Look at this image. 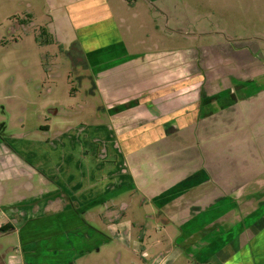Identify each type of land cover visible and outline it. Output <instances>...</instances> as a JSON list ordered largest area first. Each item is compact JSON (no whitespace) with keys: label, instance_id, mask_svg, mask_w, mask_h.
Masks as SVG:
<instances>
[{"label":"rangeland","instance_id":"1","mask_svg":"<svg viewBox=\"0 0 264 264\" xmlns=\"http://www.w3.org/2000/svg\"><path fill=\"white\" fill-rule=\"evenodd\" d=\"M159 1L149 3L147 0H134L130 4L126 0H111L112 20L107 24L109 34L111 36L119 32L129 56L166 53L171 56L192 54V57H196L204 49L214 50L215 56L216 52L226 55V50L232 49L247 50L252 53L253 59L247 64L240 63L241 66L233 59L218 64H194L181 71V76L171 74L175 79L170 73L164 79L148 77L144 73V78L133 80L129 73L123 75L115 72L113 84L124 92L120 93L121 96L111 97V103L129 102L150 94L151 99L157 97V104L162 111L165 110L161 114H169L172 109L169 104L174 102L172 100L181 106L197 99L196 94L202 81L203 93L213 95L227 88L248 92L249 86H241L239 82L251 78L258 90L256 94L236 103L231 113L221 111L207 118L204 124L200 123L203 126L221 121L222 125L207 130L202 127L200 129L199 125L198 129L190 128L188 132H181L180 136L183 138L155 141L153 138L147 139V134L153 136L155 128L153 129L152 119L156 114L145 106L125 108L123 114L116 112L117 116L124 117L115 119L111 124L108 113L100 110L105 107L101 94L87 93L85 88L90 90L91 85L88 82H84V86L80 85V81L75 78L72 60L61 53L57 43H44L42 40L46 39L39 37L41 28H46L51 20L49 0H0V132L13 138V141L20 140L24 147L22 140L43 141L42 150L38 149L40 146L37 147L39 154L46 152V142L47 148H51L48 152L55 154L57 160L54 163L49 156L48 161L52 168L60 170L66 169L69 164L86 160L93 153H98L101 158L115 153L117 157L114 159L122 163L124 154L128 153V139L129 149L135 150L134 155L129 158L130 168H134L135 173L140 172L141 176H135V183L142 190L155 189L157 193L161 187L169 185L172 182L171 176H174L166 174L170 169L175 174L205 168L218 173L219 182L215 184L224 188L228 197L224 199L226 205L230 198L239 202V208L243 200L249 201V205L257 203L258 212L249 221L253 222L256 216L258 220L264 212V0L249 2L250 11L244 7L243 1L234 4L239 7L237 10L229 8L228 5L235 0H225L219 11L216 9L218 0ZM163 4L165 6H161ZM18 19L25 20L27 25H23V28L15 26ZM221 42L225 46L223 49ZM213 46L216 48H212ZM117 59L120 60L121 57ZM131 69L133 68L128 67L127 70ZM164 73L166 71L162 70L158 77ZM206 79L210 81L206 82ZM170 88L177 92H163ZM9 93L20 95L13 101L4 100L3 96L6 95L7 98ZM135 102L133 101L137 104ZM229 118L235 122L228 123ZM110 124L112 130L117 131L115 135L120 152L114 149L112 151L110 142L103 139L101 128ZM143 124L150 126V132H137L143 128ZM194 136L198 138L193 139ZM139 137L147 140L142 141ZM6 142L9 143V139ZM8 145L14 149L13 145ZM136 145L141 146L136 148ZM6 149L8 146L0 143L2 223L7 214L14 211L5 210V205L14 203L23 196H30L29 184L34 187L35 192L40 189L38 173L28 170L33 178L28 176L24 172L28 169V162L19 154L12 155L7 166L4 164L8 160L5 159L8 155L5 154ZM47 157L48 155L45 156L46 159ZM93 157L95 155L85 161L86 166L98 169L91 161ZM112 165L108 167L112 168ZM123 179L124 183H133L131 177ZM242 192L245 194L243 199ZM145 193L150 195L148 191ZM145 193L144 190L139 192L133 188L112 201L113 205L128 206L125 221L136 225L145 223L143 228L138 225L134 228V237L129 244L112 239L111 233H107L109 242L91 249V252L83 256L81 253L77 256L75 252L68 250L48 256L47 254H52L48 249L66 244L62 240H46L42 233L46 222L42 219L29 222L20 220L17 224L18 232H0V254L6 255L8 264H21L23 257L32 264H157L161 259H167L164 264H198L201 254L197 255V251L204 245V235L198 234L192 240L180 241L183 226L175 222L165 225L164 219L173 215L163 213L158 206L148 202ZM17 209L20 211V207ZM100 211L101 208L94 209L85 218L89 224L105 229L97 216ZM237 211L239 210L235 214H238ZM15 214L20 217V213ZM233 218L226 219L224 225L226 228L234 227L237 234L239 227H236V220L232 221ZM195 224L197 222L191 225ZM257 238L256 249L264 250V228L259 231ZM28 241L34 242L32 246L35 248L30 251L24 249L29 248L26 246ZM94 245L95 242L90 246ZM172 247L182 249V256L172 259L168 254ZM143 252L147 253L146 257H142ZM196 256L199 257L198 261ZM237 260L236 258L226 264H234ZM261 262L264 259L258 260V264Z\"/></svg>","mask_w":264,"mask_h":264},{"label":"crops","instance_id":"2","mask_svg":"<svg viewBox=\"0 0 264 264\" xmlns=\"http://www.w3.org/2000/svg\"><path fill=\"white\" fill-rule=\"evenodd\" d=\"M54 1L55 0H49L50 4L48 6V11L51 13L64 10L66 16L78 14L77 17L79 19V16L82 17L87 14L86 10L90 6L96 9L101 4V7L99 8L104 10L103 14L109 15L108 17L111 15V0H63L64 3H62L61 6H55ZM91 1L93 2L92 4L89 3ZM147 1L149 3L160 2L159 0ZM241 1H243L242 3L247 11H250L249 8L251 5L248 4L249 2L263 0H235L234 3L228 6L232 10H237L239 7L234 6V4H239ZM224 2L225 0H218V3L216 4V9L218 11L222 10L221 7ZM161 6H165V4ZM161 11L164 12L163 10ZM218 15L221 16L220 13ZM108 17L106 16L105 18ZM51 29L57 33L59 32L58 27L55 24L51 25ZM189 35L192 34L189 33ZM220 46L221 49L225 47L222 42L220 43ZM212 48H216V46H213ZM251 55L252 53L247 50L234 51L232 49H227L226 55L224 53L221 55L216 52L215 56L214 50L211 51L208 49L201 50L196 57H192V54H188L187 56H171L166 53H164V55L149 53L146 56L140 54L137 55L139 57L136 60H131L125 63L124 68L119 70L118 73H123V75L124 73H129L133 76V80L135 78H144V73L148 74V77L156 76V78L163 79L169 77L170 73V76L175 79V76L171 74L181 76V71L185 70L187 66L190 68L194 64H218L219 62L223 63L230 59L235 60V62L237 61L247 64L246 62L253 59ZM137 56H127V58L131 59ZM128 67H132L133 69H131V71L127 70ZM162 70L166 71V73L158 77ZM114 81L115 79H113V82ZM172 83L173 82H171V84ZM99 85L102 89L103 100L108 106L110 104L112 105V100H110L111 97L114 95L121 96L120 93L124 92L115 84L108 87L100 82ZM19 95L16 93H9L7 98L6 95H4L3 99L13 101V99H18ZM124 95L126 96V93ZM117 112L123 114L122 112L125 111H120L118 109ZM114 114H116V112H114ZM117 115L118 114H108L111 119V124L116 121L115 119L124 117V115L121 117ZM111 124L102 126L103 128H101V132L103 134V139L110 142L112 151L114 149L115 151L118 150L120 152L119 142L115 135L117 134V131L112 130ZM45 127L46 129H49L48 126ZM8 139L9 143L14 146V149L13 147H9V143L6 142ZM22 141L24 142L25 147L24 145H21L22 142L20 140L17 139L16 141H13V138H9L0 132V143L8 146L5 153L8 154L5 158H8V160H6L4 164L7 166L8 162L11 161L10 157L14 154H19L21 158L28 162V169L24 172L31 178H33V175H29L28 170L38 173L40 189L38 192H35V189H33L34 187L29 184V192H31L30 196H23L18 201L5 205V210L11 209L12 211V209H14V211L7 214L5 222L13 223L16 228L20 220L29 222L42 219V221L46 222L44 232L42 231L46 240H62L66 244H63L61 247L56 246V249H52V247L48 249L49 252L52 253L47 254L48 256H54L61 250H70L75 252L77 256H79V253L83 256L91 249H95L106 241L109 242L110 238L107 233H111L112 239L120 240L129 244L130 239L134 237V228H137V225L140 228H143L145 223L140 222L136 225L125 221L124 217L126 216L128 206L126 204H122L121 206L113 205L112 201L122 194L130 192L133 188L139 192L144 190L145 193V191H148L150 195L145 193V198L148 202L158 206L163 213H170L173 215V217H169V219H164L165 225L175 222V224L183 226L182 237H179L181 241L192 240L193 236L201 234L205 229H209L214 225H224L226 219L232 217H234L232 221L236 220L235 223L243 222L241 220L242 217H247L249 219L251 216L253 217L256 215L258 211L256 206L257 203L249 205V201L243 200L240 202V206H242L239 208V202L234 201V198V200L230 198L228 200L229 204L226 205V200L224 199H228V197H226L227 194L225 195L224 193V188L215 184L219 182V175L217 172L215 173L203 169H191L187 172H174L175 174H173V169H170L166 174L174 175L171 176L172 182L169 185L161 187L156 193L155 189L150 190L144 188L142 190L141 186L136 185L135 176L138 177L141 176V174L139 171L135 173L134 168H130L129 163V158L134 155V150H131V153L128 152L124 154L125 156L122 163L114 159L117 157V154L115 153L110 157L106 156L102 158L100 155L98 156V153H93L95 157H93L91 161L94 162L95 167H99L98 169H91L90 166H86L85 161H88L91 159L90 156H93L90 155L87 156L88 158L86 160L69 164L66 169L64 168L60 170L57 168L54 169L50 165L48 161L49 156L54 160V163H56L57 160L54 157L55 154L52 155L48 152L51 148H47L46 142L44 145L46 152H41L39 154L37 147L40 146L38 149L42 150L43 141ZM105 142L108 143L107 141ZM47 155L48 157L46 159L45 156ZM44 158L46 161H44ZM112 163H115V165H112ZM110 165H112V168L108 167ZM129 177H131L133 183H124L123 178L128 179ZM242 193L243 195L241 198L243 199L245 194L244 192ZM2 198L3 197H0V200ZM0 203H2V200ZM17 207H20V211ZM251 207L253 209H251ZM98 208L102 209L97 216L103 226L102 228L105 229H101L92 223L89 224L85 218L87 213ZM246 208L249 209L246 210ZM240 209L246 211H240ZM236 210H239L237 211L238 214H235ZM15 213H20V217H17ZM165 217L168 216L165 214ZM193 222H197L198 227L197 224L191 225ZM242 231L243 232L240 236V252L246 257L238 259L234 264H258L259 259H264V250L256 249L258 233L256 230L253 232L249 227H245ZM224 232L225 230L221 229L219 233ZM211 234L212 236H207L203 239V247H208L209 243L212 242L214 236L213 233ZM207 235L210 234L208 233ZM71 236L73 237L71 238ZM68 241L72 242L70 243V246H68ZM93 242H95V245L92 247L90 245ZM136 244L137 246L139 245L138 243ZM86 245L89 246L87 247ZM249 247H251V249H249ZM33 248L35 247L32 246L30 250ZM168 254L170 257L172 256V259H176L178 256H182L183 251L178 247H172ZM142 255V257H146L147 253L143 252ZM234 259L236 258H233V261ZM166 261L167 259H161L158 263L164 264ZM260 264H264V262H261Z\"/></svg>","mask_w":264,"mask_h":264},{"label":"flooded vegetation","instance_id":"3","mask_svg":"<svg viewBox=\"0 0 264 264\" xmlns=\"http://www.w3.org/2000/svg\"><path fill=\"white\" fill-rule=\"evenodd\" d=\"M126 1L128 2V0ZM62 3H64L63 0L54 1L55 6H61ZM89 3L92 4L93 2L91 1ZM99 7H101V4L96 9L90 6L86 10L87 14L85 16L81 15L82 17L79 16V19L77 17L78 14H71L66 16L64 10H61L59 12H52L50 14V22L46 24V28H41L39 37H41L42 39L51 40L50 43H57V45L59 46V50H61V53L65 54L70 60H72L75 78L80 81V85L84 86V82H88L91 85V89L89 90L85 88V91L87 93H90L91 95L99 93L101 94L103 100L102 89L99 83L102 82V84L110 87V85L113 84V74L123 69L124 64L131 61L132 58H127V56H129L127 55L128 51L126 50L125 44L121 40L119 32L114 35L111 34L110 36V28L107 24L112 20L111 15L110 17H108L109 15L103 14L104 10H101ZM106 16L108 18H105ZM29 20L31 23L33 22L32 17H30ZM24 21L25 20L18 19L14 25L23 28V25H27ZM52 24L57 25L59 31L58 33L51 29ZM42 42L46 43L45 40H42ZM119 57H121L120 60L117 59ZM208 81L210 80L206 79V82ZM239 83V85L241 86H249L251 90L249 89L248 92H246L245 90L243 91L242 89L238 88H236L235 91L227 88L218 91L216 94L206 95L205 93H203L204 89L201 88L203 85L202 81L200 83L201 86H199V91H197L196 94L197 99L191 100L188 102V104L181 106L175 104V100H172L174 102H171L169 104V106L172 107V109L169 111V114H161L165 110L162 111L159 107L160 105L157 104V97L154 96V98L151 99L150 94H146L145 96H141L138 99L131 100L129 102H115L116 104L112 103V105L110 104L109 106L103 100L105 107L104 109L100 110L111 115L114 114V112H117L118 109L120 111H124L125 108L135 109L137 108V106H145L149 111L153 110L156 114L155 118L152 119L153 129L155 128V131L153 130V136L147 134V139L153 138L155 141H164L167 139L172 140L177 137L179 139L183 138L182 136H180L181 132H188L190 128L198 129L197 126H199L200 123L204 124L207 118L213 117L216 114H219L221 111L227 110L231 113V109L236 103L242 100H246L247 98L252 97L258 92L257 87L254 86L255 82L254 80H251V78L249 80L240 81ZM163 92L173 94L177 91H173V89L170 88L164 90ZM133 101H136L135 103L137 104H134ZM227 121L230 124L235 122L231 118H229ZM222 123L223 122L221 121H215L211 125H200L199 127L200 129L202 127L207 130L213 128L214 126L222 125ZM143 125L145 127L143 126V128H140L137 132H150V130L148 129V127L150 126H146V124ZM139 138L142 141L147 140L144 137ZM195 138L198 137L194 136L193 139ZM128 141L129 140L127 139V152H130V144L128 143ZM134 143L135 142L132 143V146H134ZM137 146L141 145H136V148ZM203 170L207 169L204 168ZM256 218L257 216L253 219V222H251L249 221V219L251 218L248 219L247 217H242L241 220L243 222L236 223V227H239V231L237 234L234 231V227L226 228V226L223 224L214 225L209 229H205L201 233V235H204L203 238L212 236L211 233H213L214 238L212 239V242L209 243L208 247H201V249L197 251L198 253L194 252L197 253V255L199 253L201 254V261L197 263L226 264L227 262H230L231 260H233V258H237L238 256L239 257L237 259L246 257L243 256L240 252V236L243 232L242 230L245 229V227H249L253 230V232L257 229V233H259V231L264 228V212L258 220H256ZM221 229L225 230V232L219 233ZM17 230L18 229L13 223L11 224L10 222H0V232L2 233L15 232ZM208 233L210 235H207ZM183 241L187 240H182V242ZM68 243V246H70V243L72 242L68 241ZM32 245H34V242L28 241L26 243V246H28L29 248L24 249L30 251ZM1 248L2 246L0 245V249ZM13 257L15 256H12V258ZM195 258L197 261L199 260L198 256H196ZM21 261V264H31L26 261L25 257H23ZM0 264H8L5 254H0Z\"/></svg>","mask_w":264,"mask_h":264},{"label":"trees","instance_id":"4","mask_svg":"<svg viewBox=\"0 0 264 264\" xmlns=\"http://www.w3.org/2000/svg\"><path fill=\"white\" fill-rule=\"evenodd\" d=\"M128 2H129L130 4H132V2H134V0H128ZM50 41H51V40H45L46 43H50Z\"/></svg>","mask_w":264,"mask_h":264}]
</instances>
